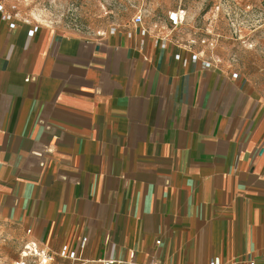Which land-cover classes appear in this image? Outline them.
<instances>
[{
  "label": "crops",
  "instance_id": "obj_1",
  "mask_svg": "<svg viewBox=\"0 0 264 264\" xmlns=\"http://www.w3.org/2000/svg\"><path fill=\"white\" fill-rule=\"evenodd\" d=\"M2 16L1 227L34 216L58 264L83 237L86 259L264 264V80L156 46L146 21L142 38L132 19L87 34Z\"/></svg>",
  "mask_w": 264,
  "mask_h": 264
},
{
  "label": "rangeland",
  "instance_id": "obj_2",
  "mask_svg": "<svg viewBox=\"0 0 264 264\" xmlns=\"http://www.w3.org/2000/svg\"><path fill=\"white\" fill-rule=\"evenodd\" d=\"M2 1L6 10L20 21L87 34L122 26L140 11L147 24L158 23L162 29L169 23V12L183 9V26L172 32L181 44L195 40L192 48L203 50L219 65H226L237 75L264 80V0ZM34 218L28 217L23 225L16 222L0 226V264H37V258L26 249L32 241L27 230ZM57 262L59 259L55 258L49 264Z\"/></svg>",
  "mask_w": 264,
  "mask_h": 264
},
{
  "label": "built area",
  "instance_id": "obj_3",
  "mask_svg": "<svg viewBox=\"0 0 264 264\" xmlns=\"http://www.w3.org/2000/svg\"><path fill=\"white\" fill-rule=\"evenodd\" d=\"M0 11L3 12L2 18L4 20H9L11 27H15L16 23L14 21V16L11 13H5V6L2 0H0ZM186 19V12L183 9H175L171 12H169L168 15V21L169 23L163 28L168 29L169 31H162L157 36H155V44L156 46H160L162 48H167L169 43H172L174 45H177L178 47L182 46V48L189 49L191 54V61L198 62L201 60V58H204V61L202 62V68H209L213 66L217 61L212 59L211 57H208L203 50H195L192 48L193 43L195 40L188 41L187 44L183 45L179 42V40L173 35V31L181 28L183 26V23ZM132 22L135 25H141L140 28V34L141 37H145L147 34H149V27L145 24V15L142 13V11L138 12L133 18ZM156 23L154 27H158ZM162 28V29H163ZM37 31V27L31 31V34H34ZM117 31V27H111L110 33H115ZM133 33L130 31L129 36L132 37ZM143 42V40H142ZM202 42L206 43V39H202ZM213 44V43H211ZM177 57L180 59L181 55L178 54ZM184 64H188L187 60H184ZM234 77H237V74L233 75ZM27 232L30 234L31 229H28ZM87 243V237H83L80 243L81 251L78 252L76 250H71L68 248V246H64L63 249L60 252V257L68 260L69 262L67 264H159L156 260H151L145 263H137L134 261H117L113 259L108 258H97V259H86L83 257V249H85ZM26 249L29 250V254L33 255L37 258V264H49L51 261H53L54 257L49 251L46 249L40 248L35 241H31L27 244ZM24 257H27V252H24ZM25 264V263H24ZM212 264H221L219 260L213 262ZM248 264H255L254 262H249Z\"/></svg>",
  "mask_w": 264,
  "mask_h": 264
}]
</instances>
